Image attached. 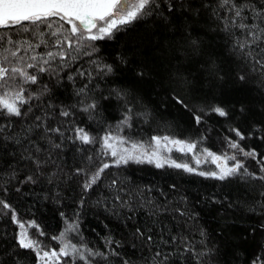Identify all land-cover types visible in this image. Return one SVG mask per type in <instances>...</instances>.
Listing matches in <instances>:
<instances>
[{
  "label": "trees",
  "instance_id": "16d2710c",
  "mask_svg": "<svg viewBox=\"0 0 264 264\" xmlns=\"http://www.w3.org/2000/svg\"><path fill=\"white\" fill-rule=\"evenodd\" d=\"M184 4L171 13L165 9L167 20L153 15L125 26L111 39L96 41L98 51L91 56L72 52L76 59L66 61L68 67L39 73L36 84L17 81L26 89V97H32L23 109L31 111L11 118L12 132L17 133L14 138L8 133L10 139H0V199L10 204L17 217L13 221L12 212L0 209V264H40L32 250L17 243L18 222L32 221L44 235L34 236L37 229L31 228L29 237L48 248L58 247L51 237L74 221L79 224V236L94 250L108 252V238L113 248L119 242L116 251L121 255L109 256L110 264H121L122 259L146 264L151 253L135 237L137 228H150L148 234L157 242L161 235L169 241L171 235L186 236L203 253L197 259L172 243H157L161 250L173 252L166 264H250L261 254L264 180L242 174L219 180L181 169L128 163L105 170L97 185L85 191L84 175L76 171L94 170L103 155L101 143L78 141L75 128L97 139L111 132L131 142L169 136L197 142L213 152L219 151L218 137L234 139L232 129H238L245 136L240 146L264 160V78L258 66L253 72V65L230 50L231 40L213 18V8L203 6L214 7L215 0H184ZM45 39L51 48L55 37ZM58 64L59 60L52 66ZM105 64L111 66L110 73L97 67ZM240 75L245 79H239ZM92 102L95 109L82 110ZM213 106L223 108L227 115L212 112ZM129 108L130 127L122 123ZM63 110L69 112L67 117L61 115ZM194 113L202 117L199 124ZM36 115L42 120L35 121ZM37 124L59 127L61 133H45ZM29 127L32 131L25 133ZM208 128L210 133H206ZM33 141L32 147L39 145L38 155L44 161L39 170L21 158ZM89 156L91 161L86 159ZM27 176L35 182H25ZM125 200L128 207L123 206ZM153 209L156 214L149 215ZM79 236L72 234L77 241ZM108 262L97 258L94 264Z\"/></svg>",
  "mask_w": 264,
  "mask_h": 264
},
{
  "label": "snow or ice",
  "instance_id": "6c2138e0",
  "mask_svg": "<svg viewBox=\"0 0 264 264\" xmlns=\"http://www.w3.org/2000/svg\"><path fill=\"white\" fill-rule=\"evenodd\" d=\"M177 5L179 8H184V0H0V117L5 118L4 121H0V139H10L8 133H11L14 138L17 133L12 132L13 121L11 118L22 117L26 115V111H31V108L23 110L24 105L29 104L32 97L25 96L26 89L22 84L17 83L18 80H22L24 84H36L39 73H55L58 68L68 67L69 65L65 62L70 58L76 59L72 52L91 56L98 51L95 45L96 41L111 39L114 33L124 30L125 26L153 15L167 20L164 10L171 13L177 10ZM203 6L213 8V18L219 21L220 30L231 40L230 50L238 58H243L245 63L253 65V72L257 71L258 66L261 77L264 78V0H215L214 7L211 4ZM217 9L221 10L222 14H218ZM65 25L69 27L66 28ZM45 37H55V40L51 41V48H49V39H45ZM41 48H49V50L46 52L36 51ZM51 49H55V51ZM57 60L60 61V64L53 67L52 65ZM97 67L105 74L112 71L110 65H97ZM80 75H85V73L81 72ZM239 79L244 80L245 76L240 75ZM118 95L121 94L118 93ZM177 102L183 104V100L179 98H177ZM95 107V102H92L86 104L82 110L88 112ZM185 107L187 106L185 105ZM211 111L221 117L227 115V112L219 106H213ZM128 113L129 115L122 123L130 127V108ZM61 115L67 117L69 112L63 110ZM193 117L197 124L201 122V115L194 113ZM33 119L35 121L42 120L39 115L34 116ZM36 127H44V125L37 124ZM23 131L29 133L32 128L29 127ZM44 131L45 133H61L59 127H44ZM74 131L77 138L84 144L101 143L103 154L113 158L111 164L101 160L90 172L83 168L76 170L77 174L84 175L82 187L85 191L92 190L93 186L100 181L105 170L110 167H119L121 164H127L130 160L136 163H142L145 160L148 163H153L155 160V166L159 168L167 162V158L161 157L156 151L149 154L145 149L137 153L136 150L142 148L137 143H132L130 149L124 147L128 141L118 134L113 135L109 132L97 139L90 136L83 128H75ZM232 131L240 140L245 139L244 134L238 129H232ZM43 138V136L40 137V139ZM24 139L27 140L28 136L25 135ZM151 140L157 146L161 144L160 137L153 136ZM163 140L173 145H180L181 152L185 149L187 152H192L197 147L196 143H185L179 139H170L168 136H164ZM49 141L51 142L50 137ZM14 143L20 145L21 141L14 140ZM34 143V141L30 142L24 148L21 158L32 161L36 169L39 170L43 167L44 161L38 155L41 152L39 145L36 144L35 147H32ZM55 146L59 147L58 144ZM228 146L236 150V153L216 155L204 149L203 151L207 157L211 158V162L216 165L218 171H200L198 174L219 180L240 174L252 179L264 180V175L249 172L244 163L237 159V154H240L252 158L257 163L264 164V160H257L258 154L254 150L245 151L235 141H229ZM33 151L37 153L36 156L31 154ZM86 159L91 161L92 157L89 156ZM229 161L234 163L229 165ZM195 163L199 165L201 161L197 159ZM170 166L182 168L187 172L195 171L187 163L172 161ZM260 172L264 173V166L260 168ZM11 178L13 177H9V179ZM25 182L34 183L35 181L32 176H27ZM115 184L116 181H112V186ZM260 195L264 196V192H261ZM115 200L120 201L121 197L116 195ZM123 206L128 207L126 200L123 201ZM0 209L12 212V220L17 221L16 214L10 204L2 199H0ZM156 211L153 209L148 214L154 215ZM179 214L184 215L183 212ZM18 227V246L22 249L32 250L41 264H77V261H82L83 264H94L97 258L108 262L109 256L119 257L121 255L116 251L121 247V244L116 242L115 248L111 247L113 243L111 238L106 240L108 252L88 247L82 236H79V224L76 221L66 224L65 229L59 235L51 237L52 240L57 241V248H48L37 238H30L24 222H18ZM28 227L37 229L34 236L44 235L39 230V225L34 221L30 222ZM150 232V228L143 231L137 228L134 233L135 237L140 239L143 246L151 253L150 257L145 258L146 264H166L173 255V252L161 250L157 247V243L164 245L172 243L181 252L191 253L197 259L203 255L196 250L186 236L171 235L169 241L161 235L157 242L154 241L151 234H148ZM70 234L79 236V243L72 242ZM201 234L203 235V233ZM177 241L179 242L177 243ZM261 248L264 249V245ZM121 264H130V261L122 259ZM252 264H264V257L258 253Z\"/></svg>",
  "mask_w": 264,
  "mask_h": 264
},
{
  "label": "rangeland",
  "instance_id": "374dc122",
  "mask_svg": "<svg viewBox=\"0 0 264 264\" xmlns=\"http://www.w3.org/2000/svg\"><path fill=\"white\" fill-rule=\"evenodd\" d=\"M13 118H16V117H13ZM211 131L212 130L208 128L206 130V133H210ZM112 134L113 135H117L115 133H112ZM160 138H161V144L159 146H157L155 144V142L152 141V140L150 142H148V143L131 142V141L127 140L128 143H126L124 145V147H127V148L130 149L132 143H137L138 145L142 146V148L136 150L137 153L139 151H142V150L146 149L149 152V154H151V152H153V151H156L161 157H166L167 158V162H165L163 167H159V168H175V167L170 166L171 162L175 161L176 163H187L190 167H193L195 169V171H193V172H187L184 169L179 168V169H181V170H183V171H185L186 173H189V174L199 175L198 173L200 171H206V172L207 171H212V170L218 171V169H216V165L211 162V158L207 157L206 153L203 151L204 149H207V148L200 146L197 142L179 139L181 141H184L185 143H196V145H197L196 149H194L192 152H187V149H185L183 152H181L179 150L180 147H181L180 145H173V144L167 143L166 141L163 140V137H160ZM169 138L170 139H178V138H173V137H169ZM76 139L78 141H80L77 138V136H76ZM239 140L240 139L238 137H236V135H235L234 139H230V138L221 136V137H218L217 140H216L218 148H219V151L218 152H213L210 149H207V150L213 152L216 155H222V154H225V153H227L228 155H231V154L236 153V150L229 148V146H228L229 141H235V142L239 143ZM100 152L103 155V160L104 161H106V162H108L110 164L113 162V158L110 155L109 156H105L103 154V151L101 150V147H100ZM197 159H199L201 161V163L199 165H197L195 163V161ZM237 159L241 160L244 163L245 167L248 168L249 172H256L257 175H264V173L260 172V168L262 167L261 164L257 163L252 158L245 157L243 155L237 154ZM257 160H258V158H257ZM128 163H136V162L130 160ZM233 163H234L233 161H229V165H231ZM140 164H149L151 166H155V160L153 161V163H148L145 160V162H142ZM121 165H124V164H121ZM175 169H178V168H175ZM204 177H211V176H204ZM232 177H234V176H232ZM67 224H69V223H67ZM28 225L29 224H25V227L28 228V235H29L31 227H28ZM70 239L74 243H79V241H77L76 239H74L72 237V234H70ZM260 243H261V246L264 245V232L261 235ZM263 250L264 249H262V248L259 250V252H261L260 255L262 257H264V251ZM40 264H41V262H40ZM250 264H252V262Z\"/></svg>",
  "mask_w": 264,
  "mask_h": 264
}]
</instances>
